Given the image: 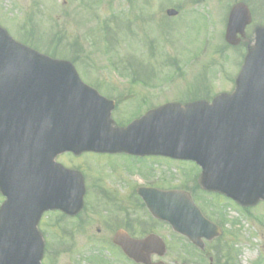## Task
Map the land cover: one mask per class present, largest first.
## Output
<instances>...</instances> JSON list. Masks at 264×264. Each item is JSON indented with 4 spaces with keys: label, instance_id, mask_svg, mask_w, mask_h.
<instances>
[{
    "label": "rangeland",
    "instance_id": "374dc122",
    "mask_svg": "<svg viewBox=\"0 0 264 264\" xmlns=\"http://www.w3.org/2000/svg\"><path fill=\"white\" fill-rule=\"evenodd\" d=\"M240 1L244 0H0V27L43 55L75 60L80 77L91 86H100L109 98H116L109 86L123 92H139L145 99L148 96L149 109L134 108L133 98L113 113L115 123L125 125L151 109L187 103L186 94L196 91L199 85L203 90L200 99L205 101L234 90V80L248 50L246 45H253L254 30L264 26V0H248L254 22L247 30L246 47H224L229 8ZM168 9H177L178 17L168 18ZM33 36L35 40L30 39ZM151 42L156 43L153 57L149 51ZM168 59L177 64L169 65ZM136 67L145 71V75H140L154 79L152 89L145 87L149 83L146 80V84L130 88L128 76L135 75ZM58 162L71 170L75 167L82 174L90 194L85 199L89 212L85 208L80 215L87 222L83 228H78L76 219H62L61 214L43 216L41 230L50 249L43 264H100L101 255L102 264H121V253L110 242L116 220H123L118 211L136 209L134 193L128 190L130 185L148 180L159 184L161 179L167 188L188 185L186 189L193 191L199 172L189 162L124 154H85L79 158L67 155ZM141 174L150 176L145 178ZM191 193L210 220L218 219L219 210L223 213L226 223L222 241L226 253L238 264H264V203L255 211L260 221L237 212L222 196L200 199L202 194H208L201 190ZM3 201L0 194V206ZM136 216L143 217L139 213ZM157 232L168 239L169 262L209 264L220 243H206L209 255L203 260L198 251L176 238L168 228L158 227Z\"/></svg>",
    "mask_w": 264,
    "mask_h": 264
},
{
    "label": "water",
    "instance_id": "95a60500",
    "mask_svg": "<svg viewBox=\"0 0 264 264\" xmlns=\"http://www.w3.org/2000/svg\"><path fill=\"white\" fill-rule=\"evenodd\" d=\"M167 14L177 15L173 10ZM250 23L247 7L235 6L227 42L237 46V35L244 36ZM112 110L81 82L72 65L42 57L0 29V189L8 198L0 211V264H41L37 224L42 214L80 210V177L53 161L64 152L195 161L208 189L244 205L264 200V30L257 32L233 97L223 96L212 106H167L123 130L111 127ZM144 198L156 217L197 246L203 247L202 238L217 236L188 197L152 192ZM114 242L144 262L143 252L163 247L155 237L134 242L121 233Z\"/></svg>",
    "mask_w": 264,
    "mask_h": 264
},
{
    "label": "flooded vegetation",
    "instance_id": "af4514ba",
    "mask_svg": "<svg viewBox=\"0 0 264 264\" xmlns=\"http://www.w3.org/2000/svg\"><path fill=\"white\" fill-rule=\"evenodd\" d=\"M107 84H112L110 82H106ZM151 85H148L147 88H149ZM111 87V86H110ZM114 87V86H112ZM124 87V86H123ZM133 86H130L132 88ZM151 89L153 87H150ZM121 95H124L127 98H135L136 101L134 102V107L140 108L141 106H147L149 103V97L143 98V95L140 94L139 92H125V93H120ZM142 95V97L140 96ZM145 100V101H144ZM131 187H134L135 189L137 188H154V186L143 184L140 187H136V184H133ZM137 209L138 210H144V205H142L140 202L137 203ZM117 230H124L127 232L132 238L142 240L146 237H148L151 234H155L157 231H154V229L148 225L147 222H140L137 220H129L123 224H121ZM100 232V231H99ZM125 259V260H124ZM123 259V262L125 264H136L133 260L128 259L126 256ZM150 261L152 263H165V264H178L177 261L175 262H169L168 261V254H165L164 257H160L158 255H152L150 258Z\"/></svg>",
    "mask_w": 264,
    "mask_h": 264
}]
</instances>
